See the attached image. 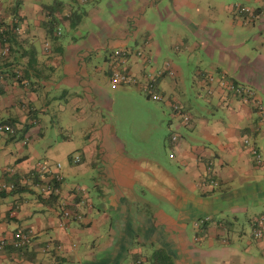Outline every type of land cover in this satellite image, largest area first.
Wrapping results in <instances>:
<instances>
[{
	"label": "crops",
	"instance_id": "obj_1",
	"mask_svg": "<svg viewBox=\"0 0 264 264\" xmlns=\"http://www.w3.org/2000/svg\"><path fill=\"white\" fill-rule=\"evenodd\" d=\"M234 3L248 11L235 13ZM74 9L82 16L71 26ZM49 11L57 20L50 36ZM12 23L14 40L0 59V123L13 129L0 133V183L16 177L22 187L0 193V236L30 229L34 258L2 252L0 264L60 258L66 264H148L154 248H163L170 264H264V230L260 238L251 235V221L264 216V0H0V25ZM114 52L134 84L110 87ZM220 75L247 87L250 98L229 95ZM148 78H156L160 107L147 103L156 102L146 97ZM131 95L145 98L131 101ZM51 101L66 111L67 123L38 151L30 144L46 139L38 114ZM172 101L189 115L187 124L170 109ZM135 107L142 140H155L157 159L127 157V142L113 131L108 110L120 116ZM74 123L81 134L76 147ZM174 132L178 139L171 142ZM243 138L257 149L259 162ZM63 157L84 180L64 179ZM39 163L59 164L62 183L54 199L31 189ZM148 192L150 200L143 195ZM63 202L81 216L66 227L58 225ZM201 217L208 221L198 230Z\"/></svg>",
	"mask_w": 264,
	"mask_h": 264
},
{
	"label": "built area",
	"instance_id": "obj_2",
	"mask_svg": "<svg viewBox=\"0 0 264 264\" xmlns=\"http://www.w3.org/2000/svg\"><path fill=\"white\" fill-rule=\"evenodd\" d=\"M233 11L235 13H246L248 9L244 6H241L237 3H234L232 5ZM44 49H47V46L45 45ZM8 46L7 45H0V56H5L8 53ZM121 57L119 56L118 52H114L109 63V85L111 88H114L118 85H130L134 84L136 82L135 77L130 74L127 71H124L123 69L118 68L120 65ZM17 77V75L15 76ZM2 78V74L0 73V80ZM208 80H211L210 77H208ZM152 78H148L144 84V91L148 92L149 89L152 87L151 84ZM219 85L221 88L227 91L235 92L238 96L241 95V99H247L250 95H252L251 91L245 87V86H233L232 82L230 81H223L220 80ZM236 95V96H237ZM151 97L154 100L159 99V96L157 93H151ZM254 107L256 108V111L258 114L262 117V107L259 104V102L255 103ZM180 119L183 124H186L189 118L188 114L181 113ZM12 133L13 129L9 124L6 123H0V133ZM178 139V135L176 132L170 134V140L172 142H176ZM245 147L248 148L250 154L255 159L256 162L260 161V154L257 151L255 147L249 144L248 140L246 138H243L242 140ZM79 161V156L74 155L71 158L72 163H77ZM206 170H210L211 168V162H207L205 164ZM37 172L39 174V178L42 180V183H40L39 186H37L38 191H40L42 194H52V195H58L60 192V185L62 182V176L59 172V164L56 163L53 169L46 167V164L39 163L37 165ZM53 180L54 182H50ZM209 183L211 185H215V181L211 178H209ZM14 187L12 183H0V190H11ZM75 191H77L79 194H84V189L81 187H76ZM67 205V202H63L62 205ZM73 212L69 210V208L63 207V210L61 212V215L58 216L59 221L58 225L60 227L67 226V221L69 219V216ZM75 214V218H79L80 215L78 213ZM252 229H251V235L253 238H259L262 235V232L264 230V216L260 215L252 220ZM33 237V232L30 229H16L12 231L8 236H0V252L6 247L11 246L13 248H20L25 247L29 245L31 239Z\"/></svg>",
	"mask_w": 264,
	"mask_h": 264
},
{
	"label": "rangeland",
	"instance_id": "obj_3",
	"mask_svg": "<svg viewBox=\"0 0 264 264\" xmlns=\"http://www.w3.org/2000/svg\"><path fill=\"white\" fill-rule=\"evenodd\" d=\"M206 75H208V74H206ZM190 87H192V86L190 85ZM196 91L197 90H194V93ZM135 96H137V95H131L129 100L135 101V98H136ZM137 97L139 98V100H141L142 98L143 99L145 98L142 95L137 96ZM147 103L150 104V106H155V107L161 106V103H159L157 101L156 102L148 101ZM35 107L38 110L40 108V104L36 103ZM114 110H116V109H114ZM108 112L111 116V121H112L111 124L113 125L112 127H113L114 133H116L117 137H119L120 140L127 142V144L122 145V151H124V153L127 155V157L132 158L134 160H139L142 157H150V158H154V159H157V157H160L159 155H157L155 153L156 152V149L154 148V147H156L155 143H154L155 140L150 141L151 144H148V145H145V143L142 140L144 137H141L142 136L141 135L142 118H141V109L140 108L135 107V109L133 111L123 109L120 111V116H118V113L116 111H114L113 114L110 110H108ZM38 115L42 121L41 127H42V130L44 132L46 139L38 140L37 142L30 144V145L36 146L37 150L40 151L41 150L40 146L42 144H44L45 141H48L49 139L52 140V138H53L52 136L55 135L56 132L58 131V126L65 125L67 123L66 118H68L67 117L68 114L66 113V111H64V112L59 111L57 106H55V102L51 101L50 105L48 106V110L45 113H39ZM161 115H162V117L165 118L167 114L165 112V115H163V113H161ZM105 120L108 122V120L106 118H105ZM68 124H72V123H68ZM72 126H74L76 128V130H74V134L72 137L73 140H71V141H72V144L76 147L78 145V143L79 144L81 143V136H80L81 134H80V131L77 130L78 126L76 123H74V125H72ZM155 127H156V125H155ZM135 142H136V144H138L139 147H133L132 146V144H134ZM143 145H145V146H143ZM162 145L166 146V144L164 142V138L162 141ZM151 148H153L154 150ZM137 150H138V152H137ZM74 152H77V150H74ZM60 159L61 160H59V161L61 163V166H62V169L64 172V174H63L64 179H68V180H72V181H74V180L75 181H82L85 179V175H82V173L80 171H78L77 165L69 166L67 161H66V157H63ZM43 161H45V160H43ZM80 165L86 166L85 163H80ZM87 168H88V171L92 170V169H89V167H87ZM31 189L38 192V189L36 187L31 186ZM136 190L138 191L137 187H135V191ZM143 195L145 196V199H147V200H150L153 197L149 192L144 193ZM2 252H3V250L0 252V254Z\"/></svg>",
	"mask_w": 264,
	"mask_h": 264
},
{
	"label": "trees",
	"instance_id": "obj_4",
	"mask_svg": "<svg viewBox=\"0 0 264 264\" xmlns=\"http://www.w3.org/2000/svg\"><path fill=\"white\" fill-rule=\"evenodd\" d=\"M52 11H54V10H52ZM52 11H49L48 12V14H47L48 15V18H47V20L44 23L45 24V28H46V33L49 36L52 34V31H53L52 28H53V26L57 22L56 18L52 14ZM72 13L73 14L75 13L76 16H75L74 19H72L70 17L71 26L77 24L80 21L81 16H82V13L81 12L79 13V11H77L76 9H74V11H72ZM14 26H15V23H12L10 25H0V45H7L8 46V49L10 48V42H11V40H14V35H13V32H12L14 30ZM7 55H8V53L5 56H0V59L6 57ZM108 72H109V69H108ZM11 75L12 76H15L14 75V72H11ZM200 76L203 77L204 80L207 81V82L213 81L212 78H211V80H208V78L206 77L207 76L206 74H203L202 73V74H200ZM222 77L226 79L225 81L232 80L230 82H232V85L234 87L235 86L237 87L239 85L240 86H244L240 82H237V81L233 80L232 78H228V77H225L223 75H220V77L217 79L218 80V83L220 82V78H222ZM223 78H222V80H223ZM16 79L17 80H20V81L23 80V78L19 74L16 77ZM151 84H152V87L149 89L148 92H145L146 93V97L152 99L151 93H157L158 96H159V99H157L155 101H160L162 99V95L159 94L157 92V90H156V86H155L156 85V78L155 79L152 78ZM227 92L229 93V95H232L234 97H237V98H240L241 99V95L238 96L235 92L233 93L231 91H227ZM0 94H1V91H0ZM152 100H154V99H152ZM170 109L172 110V112H174V114L176 113L177 115H181V113L187 114L183 110V108L177 102H174V101H172L170 103ZM169 140H170V135H169ZM11 178H9V179H11L10 182H13L12 184L14 185V187L11 189V191L14 192V191L20 189L22 186H20V183L17 180L18 178H16V177H11ZM31 179H32L33 182L36 183L35 185H37V186H39L40 183H42V180L39 178V174L37 172H33V175L31 176ZM50 182L53 183L54 181L51 180ZM6 184H8V183H6ZM4 191H5L4 189L3 190H0V193H2ZM38 193H39L40 196H43L45 198H53L54 199L55 197H58V195H52V194H46V195H44L40 191H38ZM64 206L66 208H69V210H70V206H68L66 204ZM64 206L62 205V203L58 205V216L61 215V212H62ZM74 216H75V214H73V213L69 216V219L67 221V225H68V222L69 221H71V220H77V219H79L81 217L80 216L79 218H75ZM207 221H208V219H206V218H203V217L198 218L196 220V224L198 225V230L204 228V226L207 223ZM251 229H252V223H251ZM30 244H31V241H30L29 245H27V246H25L23 248L22 247H20V248H13L11 246H6L3 249V252H7V254H8L7 256L8 257H12V253H16L19 258H23V259L29 261V260H31V259L34 258V253H32V252L30 253V251L28 252ZM48 252L53 254V250H49ZM135 256H136V259H139V262L142 263L141 256L136 255V254H135ZM61 259L62 258L57 259L54 264H66V263H64V260H61ZM165 260L169 261V264H170V260H171L170 255L167 252H165L163 250V248H154L153 250H151V252H150L149 256L146 258V261L145 262H147L148 264H158L159 261L160 262H165Z\"/></svg>",
	"mask_w": 264,
	"mask_h": 264
}]
</instances>
